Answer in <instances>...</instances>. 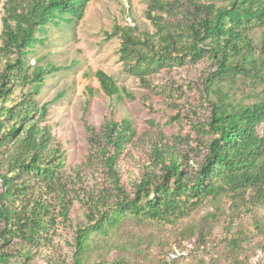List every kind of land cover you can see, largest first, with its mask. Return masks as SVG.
<instances>
[{
  "label": "trees",
  "instance_id": "obj_1",
  "mask_svg": "<svg viewBox=\"0 0 264 264\" xmlns=\"http://www.w3.org/2000/svg\"><path fill=\"white\" fill-rule=\"evenodd\" d=\"M89 1L0 0V264H128L119 245L107 248L116 258L90 259L93 236H107L130 218L175 226L196 211L197 223L158 264H180L188 251L216 260L209 242L218 225L233 263L248 264L230 232L264 205V38L255 43L251 35L264 25V0H147L144 15L154 31L114 25L124 71L146 86L150 75L207 60L190 89L205 114L159 93L141 97L149 115L158 98L165 102L172 135L155 119L139 132L115 116L111 103L98 132L83 113L89 154L65 174L66 152L48 122L51 102L37 99L57 67L31 64L28 55L50 25L80 21ZM95 77L110 99L133 97L102 70ZM238 79L263 94L235 101L229 90ZM92 165L87 187L81 172ZM76 205L82 218L75 222Z\"/></svg>",
  "mask_w": 264,
  "mask_h": 264
},
{
  "label": "rangeland",
  "instance_id": "obj_2",
  "mask_svg": "<svg viewBox=\"0 0 264 264\" xmlns=\"http://www.w3.org/2000/svg\"><path fill=\"white\" fill-rule=\"evenodd\" d=\"M210 1L220 3L223 0ZM146 6L147 0H90L80 21L72 25H63L58 29L50 25L44 42L36 45L28 55L31 64L48 63L57 67L45 77L37 99L40 103L51 102L48 122L66 152L65 174L70 173L69 167H76L86 161L89 154L87 133L81 118L83 113L98 132L103 114L108 112V104L111 103L115 116L129 118L139 132L144 127H150L151 121L155 119L156 128L172 135L175 134L176 125L164 124L163 119H166L168 110L164 107L165 102L158 98L157 110L149 115V110L140 101L141 97L148 98L150 95L151 99H156L155 95L159 93L164 98H171L175 103H180L183 109L192 108L199 110L202 115L205 114L190 89L195 87L196 82L202 80L209 67L207 60L191 62L182 70H163L150 75L146 78L147 86L124 71L118 54L120 39L111 35L112 29L114 25L137 24L140 29L154 31L144 15ZM1 15L0 9V18ZM1 28L0 21V33ZM251 35L255 43H260L264 38V25L255 28ZM97 70L110 75L119 87L126 88L133 97H124L120 101L107 97L95 77ZM236 82L229 90L233 93L232 98L235 101L250 103L258 98V95L263 94L262 87L252 89L249 80L238 79ZM162 109L165 113H162ZM94 168L93 165L88 166L81 172L87 187L94 183L92 178ZM81 214L79 205H76L71 217L76 222L82 218ZM199 217L200 213L196 211L175 226L151 220L138 222L132 218L123 219L109 235L93 236L89 258L97 259L99 254L105 255L108 260L116 258L118 253L107 248L119 245L128 264H158L159 258L169 249L177 248L183 235L192 224L197 223ZM257 221L260 230L263 231L264 205L255 209L253 213L242 216L237 220L239 223L236 225L237 228L234 227L230 232L238 238L240 254L247 259L248 264L264 240V235L255 228L254 223ZM221 235V225H218L209 242L215 244L210 251L216 260L211 261L210 254L206 256L201 251L196 253L188 251L185 252L187 255L180 259V264H234L233 253L219 240Z\"/></svg>",
  "mask_w": 264,
  "mask_h": 264
},
{
  "label": "built area",
  "instance_id": "obj_3",
  "mask_svg": "<svg viewBox=\"0 0 264 264\" xmlns=\"http://www.w3.org/2000/svg\"><path fill=\"white\" fill-rule=\"evenodd\" d=\"M251 264H264V246L255 251L251 258Z\"/></svg>",
  "mask_w": 264,
  "mask_h": 264
}]
</instances>
